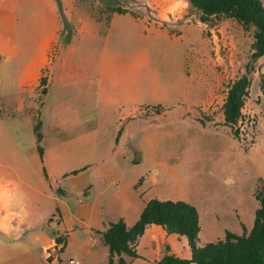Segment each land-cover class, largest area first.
Here are the masks:
<instances>
[{
  "label": "rangeland",
  "instance_id": "obj_1",
  "mask_svg": "<svg viewBox=\"0 0 264 264\" xmlns=\"http://www.w3.org/2000/svg\"><path fill=\"white\" fill-rule=\"evenodd\" d=\"M114 1L57 0L60 39L76 45L77 75L48 91L46 108L50 99L57 108L50 117L45 109L36 116L42 120L35 133L24 112H4L13 139H0V154H26L33 163L31 154L43 148V158L21 177L26 194L46 211L47 229L62 196L53 175L65 170L92 177L86 189L98 206L115 209L119 196L136 203L130 211L150 198L195 205L201 244L224 238L226 229L244 232L245 223L254 224L255 191L264 178V54L261 67L252 63L251 94L235 125L239 136L225 121L224 102L251 60L253 27L237 20L223 31L229 52L217 55L209 26L186 0H119L128 11L111 12L107 25V2ZM91 21L99 23V36L83 37ZM41 240L32 233L10 240L0 246V264H49ZM71 248L55 263L83 264L87 246L80 253ZM94 252L87 264H104L93 260Z\"/></svg>",
  "mask_w": 264,
  "mask_h": 264
},
{
  "label": "crops",
  "instance_id": "obj_2",
  "mask_svg": "<svg viewBox=\"0 0 264 264\" xmlns=\"http://www.w3.org/2000/svg\"><path fill=\"white\" fill-rule=\"evenodd\" d=\"M213 17L215 20L211 23H202L199 16L196 19L201 24L206 26L210 24L211 27L228 32L237 21L225 15ZM154 22L162 26L156 20ZM89 26L85 30L84 28L80 30L81 35L91 38L99 36V23L91 21ZM61 28L57 0H0L1 140L13 139L5 127L4 112L9 115L11 113L14 115L16 111L24 112L31 119L32 130L35 133L36 125L42 120L40 117L43 109L50 117L57 108L56 99H50L49 107L46 108L48 91L77 75L74 71L75 60L71 57L76 45L73 42L63 43L60 39ZM58 49L59 52L55 54ZM262 56L258 59L259 67ZM42 77H45L46 81L43 82ZM81 79L84 80V73H81ZM209 88L213 94L215 88L212 84ZM247 100L248 98L246 102ZM4 155H10L9 158L12 156L14 161L4 159ZM37 157L41 158V154H31L32 163L26 162V154H0V246L8 245L10 240L15 241L32 233L36 241L43 239L41 240L43 250L46 251L48 246L59 241L58 237H61V240H65L63 251L72 247L73 252L80 253L82 247L87 246L86 252L82 254L83 264L88 263L89 254L93 251L95 262L102 260L107 264L109 249L101 240L98 230H103L108 222L120 218L131 226L139 219L143 207L140 211L136 209L130 211L127 209L129 204L136 203L128 200L126 196H119L121 200L119 199L120 202H117L115 209L111 206L105 207L102 203L98 206L92 194L86 189L92 177L83 176L77 171L68 173L61 170L57 174H52L56 179L52 184L62 196H56L58 214L48 217L47 229L45 224H41V221L47 219L46 211L26 194L28 191L23 187L21 177L26 168L36 164ZM28 185L32 191L38 192L34 185ZM244 226L247 230L252 227L249 228L246 223ZM167 245L177 255L183 257L192 255L186 235L170 232L160 223H149L136 241L138 255L130 257V262L156 264L165 254ZM58 256L49 258V264H57L55 259Z\"/></svg>",
  "mask_w": 264,
  "mask_h": 264
},
{
  "label": "trees",
  "instance_id": "obj_3",
  "mask_svg": "<svg viewBox=\"0 0 264 264\" xmlns=\"http://www.w3.org/2000/svg\"><path fill=\"white\" fill-rule=\"evenodd\" d=\"M194 7L202 22L213 16L226 15L237 19L245 28L253 27L251 60L246 72L235 78L228 86L224 102V118L239 136L235 125L243 114V106L251 94V71L254 61L264 54V5L261 0H186ZM108 21L113 11L128 9L115 0L107 2ZM71 41V40H70ZM69 40L66 42H70ZM42 81H46L42 77ZM261 87L264 89V78ZM38 130V125H36ZM40 137V134H39ZM43 158V148L39 145ZM255 195L258 207L253 226L242 233L226 229L224 238L200 243V213L197 207L184 200L150 198L145 201L139 219L128 226L123 218L110 221L103 230H98L101 240L108 246L107 264H131L130 257L138 255L136 241L149 223H160L168 231L186 235L191 247V257L177 255L167 245L165 254L156 264H264V178H261ZM61 240V237H58Z\"/></svg>",
  "mask_w": 264,
  "mask_h": 264
},
{
  "label": "built area",
  "instance_id": "obj_4",
  "mask_svg": "<svg viewBox=\"0 0 264 264\" xmlns=\"http://www.w3.org/2000/svg\"><path fill=\"white\" fill-rule=\"evenodd\" d=\"M209 28H210V32L212 33L211 36H213V40L216 44L215 48H216V54H221V51L224 52V54H227L229 52V49L231 48L230 45H228V42L226 41L223 31H221L219 28L217 27H211L210 24H208ZM219 58H223L222 55L219 56ZM65 246V240H57L55 241L53 244H51L50 246H48L46 248V254H47V258H52V257H56L60 254V252L62 251L63 247ZM71 262H75V260L73 258L70 259Z\"/></svg>",
  "mask_w": 264,
  "mask_h": 264
}]
</instances>
